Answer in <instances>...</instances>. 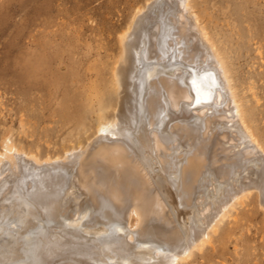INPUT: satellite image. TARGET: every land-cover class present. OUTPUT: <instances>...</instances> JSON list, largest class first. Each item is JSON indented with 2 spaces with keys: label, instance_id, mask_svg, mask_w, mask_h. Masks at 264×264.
I'll use <instances>...</instances> for the list:
<instances>
[{
  "label": "bare ground",
  "instance_id": "6f19581e",
  "mask_svg": "<svg viewBox=\"0 0 264 264\" xmlns=\"http://www.w3.org/2000/svg\"><path fill=\"white\" fill-rule=\"evenodd\" d=\"M132 10L113 54L93 38L65 55L62 44L47 48L63 55L51 62L74 69L62 74L71 80L64 98L96 123L52 152L3 136L0 264H227L226 241L236 255L248 249L245 207L256 201L264 218V111L257 77L237 78L241 46L223 32L231 22L194 0H143ZM85 210L113 233L92 237L66 224L63 214Z\"/></svg>",
  "mask_w": 264,
  "mask_h": 264
},
{
  "label": "rangeland",
  "instance_id": "374dc122",
  "mask_svg": "<svg viewBox=\"0 0 264 264\" xmlns=\"http://www.w3.org/2000/svg\"><path fill=\"white\" fill-rule=\"evenodd\" d=\"M142 1L0 0V145L3 136L8 134L22 146L30 145L34 148L40 144L42 151L52 152L61 150L68 138L76 140L77 137V140H82L91 134L96 123V116L91 114L88 111L89 108L84 107L78 100L64 98L65 95L62 93V90L63 92L68 91V85L71 83V80L63 79L62 74L73 68L71 66L58 67L50 60L53 57H63L76 49L74 44L81 46L86 41L92 42V38L104 42L108 53L113 54L116 51L117 31H120L121 26L127 22L134 6ZM194 3L205 7L213 19L220 20L221 18V20L231 22L230 25L224 26L226 31L223 30V32L232 36L234 40L237 39L241 46L235 54L238 68L237 78L245 83L249 75L257 77L256 86L261 98L259 108L264 111V59L262 66L259 67L260 61H258L255 49L258 44L261 45L264 56V0H194ZM246 19H249L250 24L246 23ZM44 21L45 24H43ZM60 26L62 29L59 28ZM76 29L77 34H74ZM249 29L251 30L248 31ZM245 32L255 34L256 37L254 40L247 39L248 35L247 38H241L240 36ZM77 35L83 37L77 40L75 37ZM43 36L46 38L44 39ZM57 36L58 40H56ZM47 37L50 42L46 41ZM85 37H87L86 40ZM41 38L45 40L47 47ZM51 41L55 42L54 44L59 43V46L62 44L60 47L64 45L61 49L65 53L62 52L63 55L51 53L52 50L49 49H52L51 45H54ZM45 47L49 48L46 50L47 53L49 51L48 64L46 63L48 68L46 69L44 68L45 63L43 67L40 65L43 63L40 56ZM30 51H32L31 56ZM27 57L32 61H28ZM37 65L38 70L41 69L43 72L37 70ZM53 68L57 70V73L51 72ZM257 72H261V79H258ZM50 81L57 83L59 91L50 87L52 86L49 85ZM263 120L264 116L259 122L264 132ZM78 121H82L84 125L77 129L75 125ZM77 134H82V136ZM153 163L156 164L155 160ZM154 170L157 171L158 168L155 167ZM207 194L210 196L211 191H207ZM245 208L248 209V216L242 219L244 223L242 227L250 228V231L246 233L249 247L248 249L242 248V253L236 255L233 252V243L226 241L222 257L227 264H248L253 258L264 264L262 211L257 208L256 201ZM88 214L85 210L79 217L63 214V218L68 226L80 227L82 230L92 232L87 234L88 236H102L104 232L113 233L109 227L100 225L102 223L96 225L88 221ZM91 223L95 227L90 225ZM118 231L122 232L117 229L116 232L119 233ZM101 251L104 249L101 248ZM204 264H220V259L215 258L210 263L205 262Z\"/></svg>",
  "mask_w": 264,
  "mask_h": 264
}]
</instances>
